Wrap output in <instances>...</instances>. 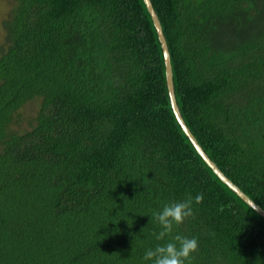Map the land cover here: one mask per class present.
<instances>
[{"label": "trees", "instance_id": "obj_1", "mask_svg": "<svg viewBox=\"0 0 264 264\" xmlns=\"http://www.w3.org/2000/svg\"><path fill=\"white\" fill-rule=\"evenodd\" d=\"M149 2L182 121L264 211V0ZM198 194L185 264H264V220L174 118L142 0H0V264H151L153 212Z\"/></svg>", "mask_w": 264, "mask_h": 264}, {"label": "clouds", "instance_id": "obj_2", "mask_svg": "<svg viewBox=\"0 0 264 264\" xmlns=\"http://www.w3.org/2000/svg\"><path fill=\"white\" fill-rule=\"evenodd\" d=\"M203 199V194L196 195L194 199L189 196L183 201L166 203L160 210L153 212L152 219L161 229L152 233L155 239L165 241L166 237H170L174 225L178 226L187 218L194 217L193 204H200ZM197 250L198 240L195 237L176 234L165 243L147 249L143 259L151 261V264H185Z\"/></svg>", "mask_w": 264, "mask_h": 264}, {"label": "water", "instance_id": "obj_3", "mask_svg": "<svg viewBox=\"0 0 264 264\" xmlns=\"http://www.w3.org/2000/svg\"><path fill=\"white\" fill-rule=\"evenodd\" d=\"M144 3V6L146 8V11L150 17V20L152 22V25L154 27L157 40L159 42L162 58H163V67H164V80H165V86L167 91V96L170 104L171 111L174 115V118L176 122L178 123L179 127L181 128L182 132L186 135L187 139L195 149V151L198 153V155L201 157V159L206 163V165L211 169V171L216 175V177L224 183L231 191H233L244 203H246L250 208H252L258 215L261 216V218L264 220V211L256 205L254 202H252L235 184H233L228 178H226L219 169L209 160V158L205 155V153L201 150L200 146L197 144L194 137L191 135L187 127L185 126L184 122L182 121L177 106L175 104L174 95H173V89H172V81H171V70H170V64H169V57L168 52L166 49L165 41L160 29L159 22L157 20V17L151 7V4L149 0H142Z\"/></svg>", "mask_w": 264, "mask_h": 264}, {"label": "rangeland", "instance_id": "obj_4", "mask_svg": "<svg viewBox=\"0 0 264 264\" xmlns=\"http://www.w3.org/2000/svg\"><path fill=\"white\" fill-rule=\"evenodd\" d=\"M25 107L23 108V113H22V120L25 121V119L27 117H29L30 115H32V109H33V106L32 104H25L24 105Z\"/></svg>", "mask_w": 264, "mask_h": 264}]
</instances>
